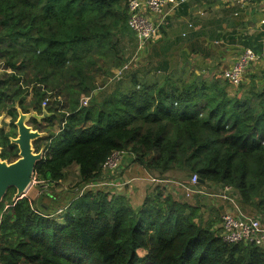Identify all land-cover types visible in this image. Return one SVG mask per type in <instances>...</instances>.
Segmentation results:
<instances>
[{
    "label": "trees",
    "instance_id": "1",
    "mask_svg": "<svg viewBox=\"0 0 264 264\" xmlns=\"http://www.w3.org/2000/svg\"><path fill=\"white\" fill-rule=\"evenodd\" d=\"M127 8L128 0H0V61L34 85L39 103L60 98L49 108L61 111L60 130L35 176L54 185L76 164L78 186L101 182L104 162L120 150L160 179L196 174L232 185L264 221V87L242 81L230 95L229 81L169 63L152 78H118L128 61ZM100 76L118 79L101 97ZM112 189L77 193L57 217L54 194L14 201L10 188L0 203V264H264L261 248L224 242L162 183L138 206Z\"/></svg>",
    "mask_w": 264,
    "mask_h": 264
},
{
    "label": "crops",
    "instance_id": "2",
    "mask_svg": "<svg viewBox=\"0 0 264 264\" xmlns=\"http://www.w3.org/2000/svg\"><path fill=\"white\" fill-rule=\"evenodd\" d=\"M246 48L254 49L261 54V58L251 63L243 85L245 89H249L253 84L259 88L264 87V0H254L247 4L236 0H181L166 16L159 33L139 48L138 52L139 55H145L148 63L154 60L148 65L149 68L158 67L161 71L167 67L166 63H169L170 70L187 69L206 78L218 76L227 81L222 74L223 70L231 67ZM238 87L239 85L228 83L226 89L230 95H235ZM126 159V164H131L127 172L122 170L118 176L104 174L106 178L101 181H105V185L111 186L112 190L127 195L135 206L142 203L152 188L162 183L176 199L197 207L200 215L206 211V206L201 205H205L210 198L213 200L211 206L215 207L221 217L228 212L238 214V210L230 205L231 202L221 196H215V199L208 193L196 198L189 196L182 184L187 185L190 179L178 181L171 173H167L166 179H160L135 163L131 155ZM152 178H157V183H154ZM120 179L125 181L124 185L132 182L125 186L128 187L127 190H122L123 186L117 187ZM206 185L212 188L216 186L219 189L216 192L219 193L223 183L202 184ZM236 207L243 212L249 211L240 205ZM220 208L222 210H219ZM199 214L197 220L202 223L203 217ZM209 217L204 219L203 224L210 223H206ZM213 226L217 228L220 223L215 222Z\"/></svg>",
    "mask_w": 264,
    "mask_h": 264
},
{
    "label": "built area",
    "instance_id": "3",
    "mask_svg": "<svg viewBox=\"0 0 264 264\" xmlns=\"http://www.w3.org/2000/svg\"><path fill=\"white\" fill-rule=\"evenodd\" d=\"M241 4H247L254 0H236ZM178 0H128V25L133 30L140 48L143 47L152 37L159 33L163 23L165 22L166 16L169 12L174 9L179 3ZM261 58V54L257 53L252 48H246L236 62L231 66L223 70L222 74L227 81L232 85H239L245 77V73L251 63L258 61ZM128 68L126 65L118 73L117 77L121 78L120 74L125 69ZM120 75V76H119ZM90 96L83 97L81 104L86 105L89 101ZM54 99L51 97H46L43 104H46ZM60 100L57 99V101ZM126 155L125 151L116 150L112 152L107 160L103 164V171L106 175H112L121 165V159ZM36 176L34 177V179ZM33 179V181H34ZM152 180L158 181L157 178H152ZM39 181V180H38ZM41 182V181H39ZM104 182L88 183L83 187L84 189L91 188L94 186L105 185ZM122 183V185H124ZM203 184V183H202ZM198 175H194L190 178L189 183L182 184L186 188L187 194L191 196V193L199 194H212L214 196H221L226 200H233V196L230 194L235 188L232 185L223 184L222 191L219 193L208 191L205 186H202ZM43 191L53 194L49 190L41 189L39 194ZM220 235L224 242L232 243H253L264 251V223L260 215H251L238 209V214L225 213L222 216V221L220 223Z\"/></svg>",
    "mask_w": 264,
    "mask_h": 264
},
{
    "label": "flooded vegetation",
    "instance_id": "4",
    "mask_svg": "<svg viewBox=\"0 0 264 264\" xmlns=\"http://www.w3.org/2000/svg\"><path fill=\"white\" fill-rule=\"evenodd\" d=\"M28 85L19 80L18 75L11 68L0 61V159L12 163L20 157V146L14 142L20 136L18 121L24 116L23 123L39 135L31 139L34 154L42 151L41 160L45 157L51 140L52 129L60 128L61 111H50V101L39 103L40 97L26 92ZM28 93V94H27ZM50 97V96H49ZM55 118L54 120L52 118ZM7 118L9 121L7 122ZM54 121V126L53 122ZM60 130V129H59ZM39 161H37L38 164ZM37 167V165H36ZM10 189V188H9Z\"/></svg>",
    "mask_w": 264,
    "mask_h": 264
},
{
    "label": "rangeland",
    "instance_id": "5",
    "mask_svg": "<svg viewBox=\"0 0 264 264\" xmlns=\"http://www.w3.org/2000/svg\"><path fill=\"white\" fill-rule=\"evenodd\" d=\"M127 10H128V8H127ZM120 35H121L120 37L122 39L121 44H122V48L124 50V55L128 59V61L126 62L125 66L127 65L128 68H125L121 72V74H120L121 76L120 75L119 76L120 77H124V76L127 77L129 75V73H133L134 71H137L139 76L147 75V76H149V78H152V76L156 74L157 68L156 67L155 68H149L148 65L153 63L154 60H150V62L148 63L146 61V58H144L145 55H143V54L139 55V52H138V50L140 48L139 42L136 39L133 30L129 27L128 22H127V26L124 28V30H122ZM250 66H252V65H250ZM114 71H117V73H118L120 71V69H115ZM245 77H247V76L245 75ZM19 79H21V81L23 83H25V79L24 78H20V76H19ZM117 80L118 79H116V78L114 79L113 76L112 77L100 76L98 78V83L100 84V88L96 89L94 94H97V95H99L101 97L104 94L108 93L109 91H111V88H112V84L111 83H113L114 81H117ZM33 86L34 85L31 84V86L28 87L29 94L33 93ZM30 95H32V94H30ZM50 97L51 98H55V97H53L51 95H50ZM6 121L8 122L9 118H7ZM127 161L128 160L126 159V157H123L121 159V165L115 171H113L112 174H115L116 176H118L119 172H121L122 170H123L124 173L127 172L128 169L131 167L130 163L126 164ZM189 177L190 176L181 177L180 180L187 181V179H189ZM79 180H80V176H79L78 166L76 164H74V165L68 167L65 170L64 179L61 182L56 183L54 185L49 184V183H47L45 181L39 182L37 177H36L34 179L32 185H31V187L29 188V190L27 192V195H29L31 198H35L36 199L37 197L40 196L39 192H40L41 189L49 190L50 192H52L55 196H57L59 198L58 201H57L58 205L57 204H56L57 206L54 205L55 207H57V209L59 207V210H58V212L55 215L57 217L58 216L62 217L64 212L66 211V208H67L70 200L73 198V196H75L77 193H80L83 190L84 186H78L79 185L78 184ZM119 181L120 182L117 183V187L120 188V187L123 186L122 190L123 189L127 190L128 187H125V186H128V185H130V183H132V182H127V185H122V183H124L125 181H121V179ZM109 184H111V183H109ZM205 188L208 191L215 192V193H217L216 191L219 190L216 186L214 188H212V186L206 185ZM84 190H86V189H84ZM221 191H219V192H221ZM230 194L233 196V200L232 201L228 200V201L231 202L230 205L233 206L232 208H235L236 210H238L239 208L236 207L237 205H240L241 207L244 208L243 203L240 202V193H239V191L234 189V190L231 191ZM198 195H202V194L191 193L192 198H196ZM211 197L213 199L217 198L214 195H211ZM7 202H8V200H7ZM211 202H213V200L210 198V199H208V201H206L205 205L202 204L201 205L202 207L206 206V211H205V213H202L201 215L199 214V211H198V214H199L200 217H203L202 218V223L204 222V219H207V217L210 216L209 219L206 221V223L213 222V225H214V223L216 222V224H219L222 221V217L219 215V213H217V211L215 210V207L211 206L212 205ZM219 210H222V208H220ZM245 213L251 214V215H259V214H256L255 212L250 211V210L248 212H245ZM233 214H236V213H233ZM198 220H199V217H198ZM262 221H263V219H262ZM263 223H264V221H263ZM217 227L220 228V226H217ZM218 231L220 233V229ZM138 252H139V254L141 256L145 255V253H146V251L143 250V249H139Z\"/></svg>",
    "mask_w": 264,
    "mask_h": 264
},
{
    "label": "water",
    "instance_id": "6",
    "mask_svg": "<svg viewBox=\"0 0 264 264\" xmlns=\"http://www.w3.org/2000/svg\"><path fill=\"white\" fill-rule=\"evenodd\" d=\"M24 118L22 116L17 122L20 133L19 138L13 139L20 146V157L12 163L0 159V203L5 198L9 188H15L14 201L27 195L35 177L37 161L41 160L42 157V151L34 154L31 143V139L39 134L25 126L23 123ZM204 182L205 180H201V183Z\"/></svg>",
    "mask_w": 264,
    "mask_h": 264
}]
</instances>
